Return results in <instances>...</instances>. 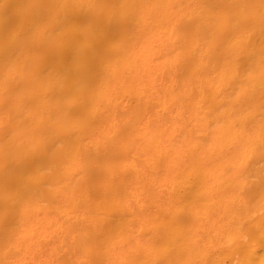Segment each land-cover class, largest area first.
<instances>
[{
  "label": "bare ground",
  "instance_id": "6f19581e",
  "mask_svg": "<svg viewBox=\"0 0 264 264\" xmlns=\"http://www.w3.org/2000/svg\"><path fill=\"white\" fill-rule=\"evenodd\" d=\"M0 264H264V0H0Z\"/></svg>",
  "mask_w": 264,
  "mask_h": 264
}]
</instances>
